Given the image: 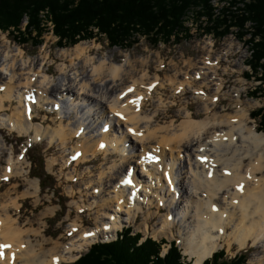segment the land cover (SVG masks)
<instances>
[{
	"label": "bare ground",
	"instance_id": "bare-ground-1",
	"mask_svg": "<svg viewBox=\"0 0 264 264\" xmlns=\"http://www.w3.org/2000/svg\"><path fill=\"white\" fill-rule=\"evenodd\" d=\"M4 39L0 49L1 127L16 130L19 135L30 134L35 142L49 141L53 147L55 142L60 143L65 152L69 150L65 165L75 161V171L80 164L92 171L88 163L93 158H118L103 163L100 179H109L104 187L101 184L97 190L94 188L101 195V205L107 204L101 212L107 222L83 230L77 239L62 246V252L57 250V244L49 250L40 245L36 252L31 237H23L36 230L23 229L13 218L9 221L0 215V264H62L73 258L68 256L72 251L80 253L97 239H108L120 227L133 223L143 210L152 213L151 208L160 211L164 205L177 213L164 217L158 233L168 230L172 234L174 220L186 225L187 233L179 236L185 251L194 258L193 264H201L223 243L229 247L237 243L239 250L250 243L264 245V133L257 131L254 124L248 125L251 118L245 106L235 115H208L220 95L233 94L221 90L222 78L217 73L222 55L193 64L194 70L199 69L194 73L176 72L175 79L169 76L166 83L159 80L161 88L168 83L174 93L189 89L196 98H207L203 111L208 116L194 119L196 115L192 116L187 107L182 122L154 126L158 109L146 113L142 106L153 98L148 85L159 77L146 81L148 71L139 70L136 60L126 57L124 62L116 63L114 56H102L96 61L88 54L87 42H80L72 52L60 50L63 63L58 69L62 74L54 76L50 73L49 52L41 53L38 59L26 57L23 47L10 46L9 39ZM198 78L204 80L202 86L214 91L207 94L195 87L190 79ZM237 91L235 102L241 105L242 93ZM14 102L18 103L15 112L3 116L1 111L13 108ZM161 102L156 100V105ZM243 104L256 105L253 101ZM43 110L55 116L54 126H45L49 116L38 118ZM17 155L11 148L6 171L11 177L28 172L23 154ZM182 171L187 173L183 177ZM29 184L36 195L38 180L32 179ZM7 195L0 197L1 203L8 200ZM180 205L185 210L178 208ZM72 226L78 227L76 223Z\"/></svg>",
	"mask_w": 264,
	"mask_h": 264
},
{
	"label": "rangeland",
	"instance_id": "rangeland-1",
	"mask_svg": "<svg viewBox=\"0 0 264 264\" xmlns=\"http://www.w3.org/2000/svg\"><path fill=\"white\" fill-rule=\"evenodd\" d=\"M212 2L217 7L214 11L216 15L219 12L218 7L223 6L224 1L220 2L219 0H212ZM186 14V17L184 18L185 25L187 27H191V32L189 33L188 38H182L180 41H173L172 43L167 42V44L161 41L156 44L152 43L149 39L144 38L142 34H137V42L133 43L132 46L126 47H117L115 45L111 46L108 44V40L102 35H97L93 39H86L80 42H87L89 47L88 54L96 61L100 60L102 56H114L116 63H122L125 61L126 57H128L129 60H136V66L139 70L146 69L148 71V78L145 79L146 81H150V79L154 76L159 77L157 85H155L151 90L153 98L147 99V101L145 100L144 105L142 106L146 113H152L158 109V112L155 113V121H153L154 126L167 125L172 121H174L175 124L182 122L186 119L184 118L185 115H183V112L187 107V109L192 111V116L196 115L198 117L197 118L195 116L194 119H204L208 115L211 116L214 112H216L217 115H235L237 113L236 110L244 106L248 112L260 107V105L264 103V98H262L261 95L259 98L249 96V92L260 84L252 78L245 79L243 76L248 69V66L244 64L248 58V53L246 50L247 46L242 42L244 39L249 38L250 33L245 36H241L242 31H240L239 34L235 35L237 28H231V34L228 33L226 36L221 35L220 38H217L218 35H205V32L196 27L197 18L193 17V13L189 11ZM25 21L26 20L24 18L22 27L26 24ZM46 23L48 26L50 25L49 28L52 26L50 23ZM247 23L249 22H246V27L249 26ZM50 30L51 29L45 28L42 34L41 43L37 46L33 45L32 42L21 43L17 40L18 38H15L14 33L7 32L6 30H0V49L3 47V43H5L4 38L6 37L10 41V46L23 47L27 52L26 57L38 59L41 56V53L49 52L50 73L54 76H59L62 73L58 69V66L63 63L60 50L65 48L69 51L71 50L72 52V48H74L78 43L71 45V47H60L56 43L58 38ZM233 34L235 37H231ZM210 36L214 40L213 46L205 41ZM15 40H17V42ZM225 48H228L226 55L223 52ZM220 55H222V58L219 60L218 65L219 75H222L223 83L221 90L223 93L227 92L228 94L233 92L232 95L234 96L220 95L214 107H211L212 111L210 114L207 115V113H204L203 111V104H206L204 102H206L207 98H205L206 100L196 98L197 95L194 91L191 92L192 90L187 89V91L183 94L175 93L172 95L171 90L168 88L170 87L168 83L165 85L168 87L164 86V89L161 88V83H159L160 79H162V81L165 80L164 83H166V79H168L169 76H172L173 79L176 78V72L179 74H181L182 71L194 73V71L199 70H194L193 68L194 65H198V62L203 61V59L208 58L209 56L212 59H208L213 61V59ZM66 63L70 64L69 61H66ZM239 67H241V70L238 69ZM181 78L183 79L182 76ZM190 80H192L193 83L195 82L193 79ZM203 81L204 80H202V83ZM196 86L198 85L196 84ZM204 88L205 91H207V94H211L214 91V88ZM236 91H240L239 95L242 93L241 105L235 102V99H237L235 96ZM192 93L197 101H194V98L191 99ZM156 100L162 101V104L156 105ZM250 101L255 102L256 105L249 107V105L246 106V104H243ZM185 102H188L187 106L183 105ZM17 105L18 103L14 102L13 108L7 111L2 110L1 114L3 116L13 114L15 112L14 107ZM43 112H40L38 118L42 119L49 116V122H46L45 126H54L55 116L47 115V111L43 110ZM65 123L70 124L71 121H65ZM252 124H254L257 129L258 125L255 119H250V122H248V125ZM89 135L90 132L87 136ZM30 138H32V135L30 134L19 135V132L16 130H11L8 127L2 128L0 125V145L3 144L4 146V148H1L0 150V197L4 194H8V200H5L2 203L0 202V215L4 218H8L9 221L13 218L16 225L22 226L23 229H33L37 231V233L36 231H33V233L30 232V235L25 234L23 236L25 240L31 237L32 248L36 246L34 248L36 252L40 251L38 249V246L40 245H42L44 250H49L51 247L54 248V246L56 247L57 245H60L57 250L62 252L64 248L62 246H66L73 239H77V234H81V232L85 229L90 230L96 228V226H101L102 222H107V219H104L101 216L102 208H105L107 204H105L104 207L101 205L102 199L101 201L99 199V196L101 195L99 193H95V189L97 190L98 186L101 184L104 187L105 181L107 183V179H109H100L102 171L101 167L103 163L109 164L113 162L115 158H118V156L114 157L110 155L105 157L103 155L102 159L97 157L98 160L93 158L88 163L90 165L89 169L92 171H89L88 167H85L84 164L76 166L77 168L75 171V161H73L71 165H65L67 158L66 154L69 150H66L67 152H65L60 143L55 142L53 147L50 145L49 141L48 143L50 146L46 140L35 142V140L33 141V139L31 140ZM77 140L78 139L76 138V141ZM90 140L92 139L90 138ZM11 148L13 149L14 156L18 157L17 154H23V159L26 160L25 169H27V173L17 177H11L6 172L8 166L7 160L11 154ZM64 167L67 168L65 169ZM135 169L138 170L139 168L135 166ZM75 173H77L76 176L74 175ZM71 174L74 176L70 177ZM186 174V172L182 171L181 177ZM32 179L38 180L39 191L36 195H33L35 194L33 192L34 189L29 184V181ZM41 185H44L45 188ZM110 189L112 190L111 187ZM29 191L32 193H27ZM102 192H104V188ZM29 195L32 196L29 197ZM190 199L191 197L186 200ZM94 201H97V203H92ZM82 204H86L88 208H86V205L81 206ZM53 208H55V210ZM178 208L184 209L181 205L178 206ZM48 209L50 210L47 211ZM104 210H106V208ZM151 211L152 213H149L147 209L143 210L138 213L139 215L137 220L133 221V223L125 224L123 227H131L135 232L142 233L143 237L148 235L159 241L160 239L165 240L166 243L163 244V252L165 249H168L169 244L167 243L169 241H175V243L181 248L180 250L184 260L194 263V258H192L191 254L185 251L186 248L182 244L183 240L179 236L182 233H187V228H185L187 227L186 225L181 223L179 220L173 219L176 222L172 227V234L168 230L158 233L159 223L163 221L164 217H166L169 213L174 215L177 212L167 205H164L160 211L156 207L151 208ZM44 212H46V214L43 215ZM148 214L151 216H148ZM3 223L4 225L6 224L5 222ZM73 223H76L78 227H73ZM122 228L120 227L117 233H120ZM230 229L231 227H229V230ZM44 237L47 238V241H43ZM114 237L115 234L108 239H97L96 242L106 240L109 241L114 239ZM24 244L28 243L26 242ZM88 247L89 246L84 247L80 253L86 251ZM220 249L225 250V257H232L236 253L242 252L243 250L248 255L246 263L244 264H264V245H262V243H250L245 248H242V250L238 249L237 243H231L230 247L228 244L223 243V246L217 250ZM70 255L73 256V258H71V260L64 261L62 264H71V262L78 255V252L72 251L68 256Z\"/></svg>",
	"mask_w": 264,
	"mask_h": 264
},
{
	"label": "trees",
	"instance_id": "trees-1",
	"mask_svg": "<svg viewBox=\"0 0 264 264\" xmlns=\"http://www.w3.org/2000/svg\"><path fill=\"white\" fill-rule=\"evenodd\" d=\"M229 1L234 6L238 0ZM239 1L244 7H224L221 15L215 16L212 0H0V30L12 32L21 43L32 42L35 46L41 43L45 28L49 29L46 22L52 23L51 31L58 37L60 47H71L97 35L117 47L132 46L137 34L152 43H171L189 37L190 28L184 18L190 11L203 30L215 35L225 36L231 27L243 31L241 36L251 33L245 41L251 47L248 62L256 74L261 73L256 79L264 85V0ZM24 18L26 24L22 27ZM249 21L250 27L245 28ZM261 89L264 97L263 86L252 95ZM252 116L264 132V103ZM141 234L127 227L114 240L92 244L72 264H189L175 242H170L171 247L162 255L164 241L148 236L140 241ZM247 257L241 252L225 258L221 250L203 264H244Z\"/></svg>",
	"mask_w": 264,
	"mask_h": 264
},
{
	"label": "snow or ice",
	"instance_id": "snow-or-ice-1",
	"mask_svg": "<svg viewBox=\"0 0 264 264\" xmlns=\"http://www.w3.org/2000/svg\"><path fill=\"white\" fill-rule=\"evenodd\" d=\"M130 91H131V89H130ZM4 247H7V246L5 245Z\"/></svg>",
	"mask_w": 264,
	"mask_h": 264
}]
</instances>
